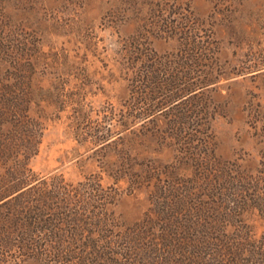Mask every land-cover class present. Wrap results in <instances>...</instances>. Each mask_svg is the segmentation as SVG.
Returning a JSON list of instances; mask_svg holds the SVG:
<instances>
[{"label":"rangeland","instance_id":"374dc122","mask_svg":"<svg viewBox=\"0 0 264 264\" xmlns=\"http://www.w3.org/2000/svg\"><path fill=\"white\" fill-rule=\"evenodd\" d=\"M14 169L64 219L0 220V264H264V0H0Z\"/></svg>","mask_w":264,"mask_h":264},{"label":"trees","instance_id":"16d2710c","mask_svg":"<svg viewBox=\"0 0 264 264\" xmlns=\"http://www.w3.org/2000/svg\"><path fill=\"white\" fill-rule=\"evenodd\" d=\"M17 170L10 171V173L7 175L8 179L4 182L6 185L2 187L4 189V192L0 194V220L2 222L8 220V222L16 221L18 224H20V231L21 234H25L22 230H27L26 234L28 236L29 232L33 233L35 232V228L38 229L39 227L42 228H49L53 229L57 225L55 224L56 221L60 219H64V214L60 211H55V213L50 214L52 217L46 218L45 212H41V208H39L38 203L34 204L33 207L30 206L29 202L31 200L30 196L33 191L36 190V186L34 183L33 178L29 179L26 177V175L21 174ZM16 203L18 205L16 206ZM9 206V211L7 213H2L1 208ZM43 210V209H42ZM33 226V227H32ZM50 226V227H45ZM8 228V227H7ZM4 229V228H2ZM6 229H4V232ZM2 236H5V234L0 235V248L3 249L5 246L3 242ZM22 236V235H21ZM25 236V235H24ZM9 237V236H8ZM53 236H50L52 238ZM24 238V237H23ZM29 238V237H27ZM165 240H168V238H163ZM26 238H24V241ZM28 240H31V236ZM28 240L24 243L20 241V245L22 249L27 250L32 247H38L37 245H40L41 242H38L37 240L35 244L33 242H29ZM43 240L48 241L47 238H44ZM46 244V243H45ZM171 243H167V246H169ZM35 245V246H34ZM113 245V241L108 239V236L105 235L102 238H93L90 239L86 246L89 249V252H87V255H85L83 258H79L78 264H95L97 262V258L103 256H107L109 254H116L118 251L111 250ZM13 244L9 245V248H11ZM57 248V246H54ZM126 252H132V249H124ZM124 252V251H123ZM125 252V253H126ZM62 257V256H61ZM110 261H107L108 264H154L151 263V261H148L146 259L137 260V261H118L115 259H109ZM173 261H169L168 263H172ZM167 264V262H166Z\"/></svg>","mask_w":264,"mask_h":264}]
</instances>
